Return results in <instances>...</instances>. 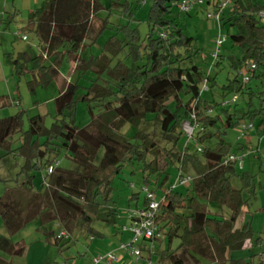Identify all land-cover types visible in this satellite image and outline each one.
I'll list each match as a JSON object with an SVG mask.
<instances>
[{
	"label": "trees",
	"instance_id": "trees-1",
	"mask_svg": "<svg viewBox=\"0 0 264 264\" xmlns=\"http://www.w3.org/2000/svg\"><path fill=\"white\" fill-rule=\"evenodd\" d=\"M148 1L151 2L146 17L148 33L144 39L137 32L128 36L133 43L131 54L134 59L140 54L144 59L142 65L128 68L118 64L111 68L104 55L78 61L76 69L83 72L91 69L108 78L103 85L94 82L83 93L81 101L87 103L91 121L82 128L76 126L74 117L80 86L66 82L58 69L64 57L85 51L86 40L93 42L102 32L107 24L98 15L103 5L99 0H46L29 13L28 29L35 32L40 55L29 57L20 53L14 63L16 71H28L29 63L33 77L28 83L30 90L34 91L36 85L48 86L55 82L58 94L53 101L55 115L49 128L45 127L42 116L35 115L28 118V127L24 129V110L0 120V151H4L0 158L20 157L23 160L20 173L25 176L23 182L15 181L12 186L5 187L0 196L2 223L9 236L31 221L39 220L41 226L56 223L60 230H65L69 237L63 241H69L78 224L91 240L102 239L104 236L91 224L98 215L99 200H108L111 178L124 164L145 162L150 158L144 165V180L148 183V177L154 174L156 188L161 193L157 199L159 208L155 222L169 246L174 238L180 241L174 250L167 249L159 254L158 264H201L200 259L216 264H249L244 259L229 258L231 252L241 250L251 241L254 234L249 223L236 227L244 204L242 189L231 184V179L237 176L238 161L228 160L230 155H235L229 153V146L221 138L227 130L243 125L245 120L253 122L257 119L260 121L258 133L264 135V26L259 20L260 14L264 13V0H229L219 20L221 30H234L227 33L228 39L240 51V58H230L235 77L225 89L248 94L250 98L257 97L260 102L259 110L251 108L240 117L236 113V101L222 106L226 101L224 98L214 105L203 100L202 88L205 85L211 90L215 84L210 72L220 65L221 58L211 62L206 75L193 63L192 57L199 51L194 38L186 35L180 24V16L184 13L173 6L177 0ZM221 1L224 0H203L194 9L211 7L215 11ZM116 5V0H110V7ZM172 9L177 10L176 16H172ZM120 45L111 37L104 50L114 53ZM247 65L255 68L249 70V82L242 84L239 72ZM252 79L258 82L256 89L249 86ZM16 102L14 106H20V102ZM213 108L220 109L224 119L221 115L212 116ZM148 116L159 124L164 136H174L177 141L184 135L182 125L188 123L193 127L192 139L197 144L213 139L217 142L190 154L187 146L183 152L176 149V144L170 149L161 147L147 133L139 132L133 137L122 133L126 124L138 127L148 121ZM16 135L19 147L11 150ZM100 149L103 154L95 163ZM59 151L64 152L79 170L60 168L56 159ZM162 159H167L165 169L160 166ZM175 162L178 173L174 181L169 182L166 167ZM55 163L58 165L54 166ZM49 167L52 172L47 174ZM189 169L194 173L190 176V187L184 192L178 190L183 186L172 189L176 178L189 176ZM37 178L39 183H36ZM243 179L245 182L246 174ZM214 204L228 208L230 217L211 215L208 206ZM146 206L144 196L142 208ZM13 224L16 227L12 230ZM61 242L55 235L53 245L58 247ZM261 242V238H257L255 244ZM24 252L23 242L0 236V253L21 257ZM148 257L151 260V256ZM0 264L12 263L0 257ZM259 264L264 261L260 259Z\"/></svg>",
	"mask_w": 264,
	"mask_h": 264
},
{
	"label": "rangeland",
	"instance_id": "rangeland-1",
	"mask_svg": "<svg viewBox=\"0 0 264 264\" xmlns=\"http://www.w3.org/2000/svg\"><path fill=\"white\" fill-rule=\"evenodd\" d=\"M44 1L46 0H0V11L3 14L5 13L4 25L0 26V120L16 114L18 110H24V129L28 127V118L35 115L42 116L45 127L49 128L55 115L53 101L58 94L57 83L53 82L48 86L36 85L34 91H32L28 86V83L33 79L30 64H27L28 71L22 73H18L14 65L20 53H26L29 57L40 55L35 32L28 29V17L29 13L41 7ZM99 1L103 5V10L98 14L99 18L107 23L104 29L95 37L93 42L86 40L85 45L87 47L85 51L81 53L78 51L64 57L58 69L59 74L64 77L63 79L66 82L80 86L74 109L75 124L79 128L85 127L91 121V116L87 111V103L81 101L83 93L94 82L103 85L104 82L108 81V78L105 74L99 75L91 69H87L85 72L76 69L78 61L91 56L101 57L104 55L109 60L111 68L118 64L135 68V65L144 63V59L140 54L137 59H134L131 54L130 49L133 43L130 42L128 36L131 37L137 32L144 39L148 33L146 17L151 2L148 0H116L118 5L110 7V0ZM206 10L208 13L213 14L211 7L192 8L188 15L181 14L180 24L186 35L194 38V44L199 53L192 57L193 63L205 75L208 73L209 65L211 66V62L214 60L213 55H216L219 59L221 58L220 65L210 72L215 78V84L211 90L203 92V100L214 105V103H220L223 98L230 101L237 94L234 90L231 92L225 87L235 77L230 58H240V51L239 48L233 47L228 39L227 33L230 34L234 30L230 29L229 32L226 29L219 30L214 20H207ZM176 12V9H172V16H176ZM259 20L264 26V16H260ZM219 34L227 36V41L217 47L215 42ZM23 36H26V40L22 39ZM111 37L121 43L120 49L114 53L104 50L107 40ZM67 78L69 81H67ZM233 84L239 86L237 83ZM257 84V80L252 79L249 86L256 89ZM237 96L238 111L236 113L239 117L251 108L259 110L260 102L257 97L250 98L248 94H237ZM16 100L20 102L18 107L12 103ZM230 112L233 113L231 109ZM216 115H221L222 119L225 117L220 109L213 108L212 116ZM151 118V116H148V121L138 127H131L126 124L122 128V133L127 134L129 137H133L139 132L147 133L161 147L170 149L172 145L176 144V149L183 152L187 146V151L190 154L197 152V149L203 146L214 145L217 142L216 139H213L202 145L197 144L192 139L193 127L188 123L182 125V131L186 136L182 135L177 141L174 136H164L159 124L153 122ZM250 125L253 126L247 132L245 131V135L242 134V126ZM259 127L260 121L258 119L253 122L245 120L243 125L233 130H227L226 135L221 138V141L229 146V153H234L238 160L236 165L237 176L231 179V184L236 189H242L244 204L240 210L236 227L249 223L254 234L251 241L247 242L241 250L231 252L229 258L232 260L244 259L249 264H259L260 259L264 261V135L258 133ZM221 132H224V130L221 129ZM40 139L44 141V137ZM19 143L18 135L14 136L11 150H16ZM3 153L4 151H0V157ZM102 154L103 149H100L95 163L99 162ZM197 154L201 156L200 153ZM56 159L60 168L79 170V167L64 152L59 151ZM149 161L150 158H147L145 162L133 161L126 163L111 178L112 189L108 200H99V212L91 224V227L101 233L104 238L95 237L91 240L86 230L78 224L69 241H62L57 247L53 245L55 235L60 231V227L56 223L41 226L39 220H33L25 228L9 236L0 215V236L11 237L14 242H23L25 246L24 255L21 257H10L3 253H0V257L12 264H92L93 257L108 250L117 249V246L124 243V241L120 242L116 229L129 225V211L142 208L144 202L143 188L156 191L157 199L161 196L155 185L156 176L154 174L148 177V183H145L146 172L143 169L145 163ZM165 161L167 159L160 161V166L163 169H165ZM22 165L23 160L18 156L8 155L2 159L0 158V196L3 194L5 187L12 186L15 181L18 183L24 181L25 176L20 173ZM166 171L169 175V182H173L178 173V163L169 164ZM187 174L191 177L194 176L191 169L188 170ZM245 174L247 179L244 182L243 175ZM36 183H39V178L36 179ZM188 187L190 186L179 187L178 190L184 192ZM112 210L115 211L114 214L111 213ZM208 211L211 215H218L223 218H229L231 215L228 208H220L215 204L209 205ZM10 219L14 221L13 218ZM15 227V224L11 225L12 230ZM124 234L126 237L128 233ZM257 238L262 240L259 245L255 244ZM179 243L180 241L177 238L173 239L170 246L167 239L154 242L155 253L151 256V264H158L159 254L167 249L174 250L179 246ZM145 246L148 247V244ZM124 254L126 257L123 256L121 251L117 252L118 264H148L146 248H142L143 259L139 261H136L128 253L124 252ZM200 263L216 264L203 259H200Z\"/></svg>",
	"mask_w": 264,
	"mask_h": 264
},
{
	"label": "built area",
	"instance_id": "built-area-1",
	"mask_svg": "<svg viewBox=\"0 0 264 264\" xmlns=\"http://www.w3.org/2000/svg\"><path fill=\"white\" fill-rule=\"evenodd\" d=\"M203 0H177L173 2V6L180 13H190L192 8L196 5H201ZM229 4V0L221 1L213 14L207 12L206 18L207 20H214L219 28V20L222 12L226 9ZM0 15L2 12L0 11ZM260 16H264V13H261ZM219 30H221L219 28ZM160 36L164 37L163 34ZM23 40H26V36L22 37ZM227 41V36L219 34L216 40V46L222 45ZM214 60H216L217 56L213 55ZM255 67L253 65L244 66L239 74L240 80L242 84H247L250 80L249 72L253 70ZM250 70V71H249ZM207 87L204 85L202 91H206ZM237 100V96H234L232 100L224 101L222 106H229L233 104ZM13 104H17L16 101H12ZM252 126H242V134L247 132ZM191 133V132H190ZM191 134L189 135V137ZM228 160L234 161L237 158L233 155L228 157ZM238 161V160H237ZM58 163H55L54 166H57ZM52 172V167L47 168L46 173L50 174ZM192 178L190 176L178 177L176 178L174 184L171 186L172 189L178 186H187L191 182ZM143 193L147 201L146 208H136L135 210H131L128 212V218L130 219V223L128 226H121L119 228L122 234L128 233L130 235V240L127 243H120L115 251H107L101 255H97L92 258V264H117L118 258L116 255V251H122L128 253L130 256L134 257L136 261L143 259L142 257V248H146L148 256L154 255V242H160L163 240V233L159 230L158 224L155 222V217L158 213L159 202L156 198V195L152 193L147 188H143ZM69 235L65 230H60L56 235V239L63 241L68 239ZM148 244V247L145 246ZM147 263L151 264V260L149 257L147 258Z\"/></svg>",
	"mask_w": 264,
	"mask_h": 264
},
{
	"label": "crops",
	"instance_id": "crops-1",
	"mask_svg": "<svg viewBox=\"0 0 264 264\" xmlns=\"http://www.w3.org/2000/svg\"><path fill=\"white\" fill-rule=\"evenodd\" d=\"M2 12V11H1ZM5 14V13H4ZM3 14V12H2V15H0V26L1 25H4V18H5V15ZM8 16H10V15H8ZM2 40V39H1ZM27 40H28V38H27ZM62 78H64V77H62ZM66 79V78H65ZM67 80H68V78H67ZM117 231H116V233H117V235H119V239H120V242L121 241H124V242H129V240H130V235L129 234H127V236L125 237V234H122V233H120L119 231H118V229H116ZM118 247V246H117ZM116 249H111V250H108V251H115ZM117 252H120V251H116V255H117ZM121 253L123 254V256H125V254H124V252H122L121 251ZM126 257V256H125ZM117 258H118V256H117ZM120 260H121V258H120ZM118 264V263H117Z\"/></svg>",
	"mask_w": 264,
	"mask_h": 264
}]
</instances>
